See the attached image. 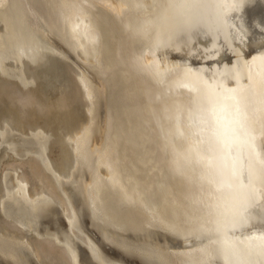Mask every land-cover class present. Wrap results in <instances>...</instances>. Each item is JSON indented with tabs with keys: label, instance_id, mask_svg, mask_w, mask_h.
Returning a JSON list of instances; mask_svg holds the SVG:
<instances>
[{
	"label": "bare ground",
	"instance_id": "bare-ground-1",
	"mask_svg": "<svg viewBox=\"0 0 264 264\" xmlns=\"http://www.w3.org/2000/svg\"><path fill=\"white\" fill-rule=\"evenodd\" d=\"M0 264H264V0H0Z\"/></svg>",
	"mask_w": 264,
	"mask_h": 264
},
{
	"label": "rangeland",
	"instance_id": "rangeland-1",
	"mask_svg": "<svg viewBox=\"0 0 264 264\" xmlns=\"http://www.w3.org/2000/svg\"><path fill=\"white\" fill-rule=\"evenodd\" d=\"M120 3L123 4V0H118ZM126 1V0H125ZM55 7H59L57 4H54ZM44 9H45V13L43 15V21L47 15V19L45 20V22L42 24L43 21H41V19L39 20V22L35 23V24H30V28L32 29L33 33L36 36H39L41 34V32H43V29H45V27H47V29H49V31H53V33H55V35H57L58 37L60 36V32L64 31V23H63V19L62 16H60L58 14V12L53 11V9H49V3H44L43 4ZM33 11H36V6L32 7ZM60 9V8H59ZM61 12V11H60ZM49 13H51V15H49ZM57 18V20H56ZM55 19V22H53ZM39 26H42L41 28H39ZM74 110V106H70L66 105L64 111L66 112L65 117H68V113H71ZM167 137L170 140V144L171 142L174 140V135L172 134H167ZM169 144V145H170Z\"/></svg>",
	"mask_w": 264,
	"mask_h": 264
},
{
	"label": "snow or ice",
	"instance_id": "snow-or-ice-1",
	"mask_svg": "<svg viewBox=\"0 0 264 264\" xmlns=\"http://www.w3.org/2000/svg\"><path fill=\"white\" fill-rule=\"evenodd\" d=\"M236 103H237V104H240L241 101H240V100H237ZM244 223H247V221L245 220Z\"/></svg>",
	"mask_w": 264,
	"mask_h": 264
}]
</instances>
